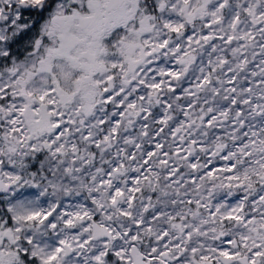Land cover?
Masks as SVG:
<instances>
[{"label": "snow or ice", "instance_id": "snow-or-ice-1", "mask_svg": "<svg viewBox=\"0 0 264 264\" xmlns=\"http://www.w3.org/2000/svg\"><path fill=\"white\" fill-rule=\"evenodd\" d=\"M0 264H264V0H0Z\"/></svg>", "mask_w": 264, "mask_h": 264}]
</instances>
